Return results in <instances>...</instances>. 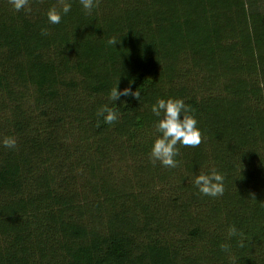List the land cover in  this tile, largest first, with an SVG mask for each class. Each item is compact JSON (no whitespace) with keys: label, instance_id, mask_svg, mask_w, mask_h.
I'll return each mask as SVG.
<instances>
[{"label":"trees","instance_id":"trees-1","mask_svg":"<svg viewBox=\"0 0 264 264\" xmlns=\"http://www.w3.org/2000/svg\"><path fill=\"white\" fill-rule=\"evenodd\" d=\"M70 2L49 24L59 0H0V264H264V0ZM119 80L141 100L106 124ZM158 98L202 131L176 168L149 158ZM212 167L218 198L192 182Z\"/></svg>","mask_w":264,"mask_h":264},{"label":"clouds","instance_id":"clouds-1","mask_svg":"<svg viewBox=\"0 0 264 264\" xmlns=\"http://www.w3.org/2000/svg\"><path fill=\"white\" fill-rule=\"evenodd\" d=\"M32 0H9L10 5L16 12L24 11L31 12ZM61 8L58 10L55 6L51 7L47 12V20L49 24H60L64 16H67L72 11V3L70 0H59ZM80 5L87 14L97 9L100 5V0H79ZM42 34H47V29L42 30ZM110 45L117 44L115 39H109ZM121 97H130L136 100H141L139 90L133 91L132 84L129 87L120 89L119 83L111 88L108 100L114 106L109 107L108 104L101 106L97 110V116L103 118L106 124H113L118 120L119 115L115 110L117 101ZM151 111L156 117L154 123L155 136L149 158L153 164H159L165 168H176L180 165V161L176 159L180 155L182 147H198L203 142L202 131L198 127V120L195 117L194 111L190 105L186 104L181 98H158L151 106ZM2 146L7 149L17 148V139L14 136L4 137ZM224 175L215 167L210 168L207 172L200 171L194 176L193 184L203 196L218 198L224 194ZM228 234L230 237L242 236L235 225H232ZM241 247L243 242L241 241ZM221 249L228 250L227 245H221Z\"/></svg>","mask_w":264,"mask_h":264}]
</instances>
